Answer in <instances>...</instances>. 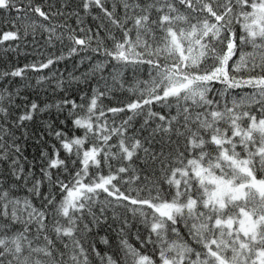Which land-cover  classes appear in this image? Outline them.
Wrapping results in <instances>:
<instances>
[{
	"label": "snow or ice",
	"instance_id": "1",
	"mask_svg": "<svg viewBox=\"0 0 264 264\" xmlns=\"http://www.w3.org/2000/svg\"><path fill=\"white\" fill-rule=\"evenodd\" d=\"M37 35L0 72V264H264V0H0L5 53Z\"/></svg>",
	"mask_w": 264,
	"mask_h": 264
},
{
	"label": "trees",
	"instance_id": "2",
	"mask_svg": "<svg viewBox=\"0 0 264 264\" xmlns=\"http://www.w3.org/2000/svg\"><path fill=\"white\" fill-rule=\"evenodd\" d=\"M59 46H57L56 51H58ZM48 54L49 49L45 47L44 41L41 39L39 35L36 37V41L33 42L32 38L29 37L27 41L23 42L20 46V51L17 52H8L5 53L3 47H0V72H2L5 68L10 66H20L23 67L26 63H31L34 60H38L40 58V53ZM72 61L67 62L68 69H71ZM58 73H63L65 76L67 73L65 72V64L62 62L57 66ZM29 80L20 81L17 78V81L13 84V87H23L24 91L30 97L37 99L40 102L51 101L53 99L51 89L48 88L46 84L44 87L48 88V91L45 92L43 89L39 88H26L24 87L29 83V81L35 86V77L32 73H28ZM0 84H3V81H0ZM46 118V117H45ZM37 124L40 122V117H37ZM31 149L29 152L31 153Z\"/></svg>",
	"mask_w": 264,
	"mask_h": 264
}]
</instances>
